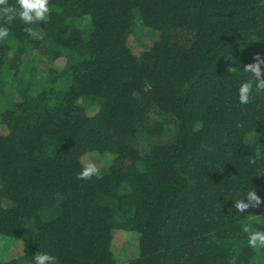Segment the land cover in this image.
<instances>
[{
  "label": "trees",
  "instance_id": "obj_1",
  "mask_svg": "<svg viewBox=\"0 0 264 264\" xmlns=\"http://www.w3.org/2000/svg\"><path fill=\"white\" fill-rule=\"evenodd\" d=\"M48 6L37 24L0 19L7 264L44 251L59 264H264L243 231H264V90L238 99L264 59V0ZM90 155L104 169L79 180ZM253 189L261 205L239 213Z\"/></svg>",
  "mask_w": 264,
  "mask_h": 264
},
{
  "label": "clouds",
  "instance_id": "obj_2",
  "mask_svg": "<svg viewBox=\"0 0 264 264\" xmlns=\"http://www.w3.org/2000/svg\"><path fill=\"white\" fill-rule=\"evenodd\" d=\"M48 5L49 0H17L15 5H9L7 0H0V19L4 21V25H10L17 19L26 25L37 24L48 19V14L52 11ZM4 25H0V41L10 36L9 27ZM244 71L250 75L241 82L238 99L240 104L247 105L254 90H264V59L257 57L256 62L247 65ZM97 175V164L94 159H89L78 173L77 179L91 180ZM261 203L260 197L253 189L247 193L245 199L235 203V209L239 213H244L249 207H258ZM243 231L247 233V243L250 247L257 251L264 250V231L253 230L251 225H245ZM12 258L9 255H0L3 264H7ZM29 264H59V262L56 256L44 251L32 256Z\"/></svg>",
  "mask_w": 264,
  "mask_h": 264
},
{
  "label": "rangeland",
  "instance_id": "obj_3",
  "mask_svg": "<svg viewBox=\"0 0 264 264\" xmlns=\"http://www.w3.org/2000/svg\"><path fill=\"white\" fill-rule=\"evenodd\" d=\"M89 159H94V161H95V163L97 164V167H98V174H101L102 173V171H103V169H104V165H105V160H104V158H102L101 156H95V155H90V157H88V158H86L85 160H84V165L88 162V160ZM117 238L118 239H120V238H122V236H120V234L119 235H117ZM11 241L12 240H7V243H6V245H9V242L11 243ZM21 245V243H17V242H15L14 243V245H13V248L15 247V246H20ZM12 248V249H13Z\"/></svg>",
  "mask_w": 264,
  "mask_h": 264
}]
</instances>
